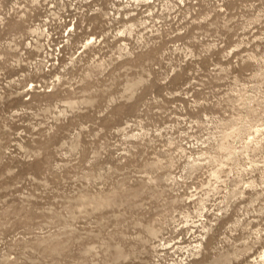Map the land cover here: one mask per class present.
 <instances>
[{
	"label": "clouds",
	"instance_id": "9594fccd",
	"mask_svg": "<svg viewBox=\"0 0 264 264\" xmlns=\"http://www.w3.org/2000/svg\"><path fill=\"white\" fill-rule=\"evenodd\" d=\"M119 2L124 19L111 15L100 39L67 37L66 63L36 60L9 82L19 103L0 87V119L34 130L27 156L45 170L25 182L52 209L31 232H0V264H250L264 220L224 237L199 213L191 235L176 228L223 146L264 152V0ZM20 6H0V27ZM102 55L111 71L89 77ZM195 153L207 167L193 168Z\"/></svg>",
	"mask_w": 264,
	"mask_h": 264
},
{
	"label": "rangeland",
	"instance_id": "374dc122",
	"mask_svg": "<svg viewBox=\"0 0 264 264\" xmlns=\"http://www.w3.org/2000/svg\"><path fill=\"white\" fill-rule=\"evenodd\" d=\"M15 2L16 0H0V6L7 11ZM94 2L86 6L85 4L88 3L86 0H47L42 8L33 10L30 5L20 0L21 6L6 19L29 18L25 22L26 26L39 23L41 27L40 24L43 22V29L48 30L50 35L47 37L40 35L38 31H30L28 27H24L23 33L11 32L6 28L7 25H5L6 29L0 27V55L5 57L4 60H0V87L6 89L11 101L19 103L23 93L17 85L9 87V82L24 72L35 71V67L29 68L34 61H47L51 70L66 63L64 53L67 45L64 44V40L67 37L65 35L67 31H73V29L70 26L65 28V23L70 17L72 18L76 13L77 15L85 13V19H88L92 13L105 10L109 12V17H106L107 22L111 15L120 16L117 20L124 19L125 13L112 11L113 0H95ZM115 6L117 9L121 8L119 0H115ZM193 7L199 10L198 5ZM106 19L101 21L100 18L97 19L99 21L90 19L96 21L95 23L89 20L84 21L85 26L78 28L80 31L74 35L71 41L72 46L82 42V37L85 35H93L96 39H100V36L96 34L103 35V31L107 30ZM49 25L52 26L49 27ZM14 37H21V39L15 41ZM58 47L63 50L59 52ZM89 68L87 75L91 78L99 75L102 79L111 71L103 55L98 62L90 63ZM70 71L75 73V76H70L69 79L74 80L79 72L74 66ZM33 131L26 120L17 121L12 118L11 122H4L0 119V176H3L10 167L16 169L14 176H5L0 180V232L5 237L13 230L21 233L31 232L50 220L48 215L52 211L48 207L50 201L40 200L38 191L34 193L30 182H25L28 173L40 175L45 170L42 162L34 163L27 156L32 151L30 145L34 142L31 136ZM227 134L231 135L230 132ZM248 139L251 141L252 138ZM261 147L264 148V145ZM202 155L207 156L208 153H195V160L189 157V160L193 161V168L207 167L206 163L202 164L199 160ZM221 155L226 156V159L218 163L215 168L209 169L205 183L202 185L203 196L189 195L187 202L190 207L186 213H180L183 224H177L178 234L183 232L187 237L191 235V229H199L197 213L205 222L211 221L214 229H220L221 237L230 231L238 233L241 230H247L248 227L261 226V221L264 220V152L249 149L241 153L238 148L226 146ZM224 173H227V176ZM197 200L200 202L199 205L191 207ZM9 222H11V228L7 227ZM185 237L178 236L181 242H184ZM165 244L171 245V241L161 242V251H167ZM261 254L255 251L250 253V264H264L260 258Z\"/></svg>",
	"mask_w": 264,
	"mask_h": 264
},
{
	"label": "bare ground",
	"instance_id": "6f19581e",
	"mask_svg": "<svg viewBox=\"0 0 264 264\" xmlns=\"http://www.w3.org/2000/svg\"><path fill=\"white\" fill-rule=\"evenodd\" d=\"M95 0H86V2H88V3H86L85 5L86 6H90V5H92V3H95L94 2ZM104 13H107L105 10H101V11H97V12H95V13H92L91 14V16H88L89 18L88 19H85L86 18V15H85V13H79V15H77V13H76V15L75 16H73L72 18L70 17V19L68 20V22L67 23H65L66 25H65V28L66 27H68V26H70V27H72L71 29H73V31H67L66 32V37H72V39H74V35L78 32V31H80V30H78V28H80V27H84L85 25H83V24H85L84 23V21H86V20H89V21H92V20H90V19H93V20H95L96 19V21H99V20H97L98 18H100V21L102 20V19H106V17H109L108 16V13H107V15H104ZM117 17H120V16H117ZM29 19V18H28ZM27 18H23V17H20L19 19H13V18H9V19H6V22L4 23V25H3V27H4V29H10L11 30V32L12 31H15V33H23V31L25 30V28L24 27H28V29H30V31H33V32H36V31H38V33L40 34V35H45L46 37L48 36V35H50V34H48V30H44L42 27H40L38 24L36 25H34V24H30L31 25V27H34V28H30L29 27V25L28 26H26L25 25V22L28 20ZM109 19V18H108ZM88 21V22H89ZM95 21V22H96ZM93 23H95L94 21H92ZM106 22H107V19H106ZM89 24V23H88ZM5 25H7V27L5 28ZM33 25V26H32ZM41 25V24H40ZM44 25V24H43ZM90 26V25H89ZM27 29V30H28ZM70 29V30H71ZM2 30H3V28H2ZM46 31V32H45ZM14 33V32H13ZM76 39V38H75ZM76 41V40H75ZM63 42V41H62ZM63 46V45H62ZM67 47V46H66ZM86 47V46H85ZM59 48V47H58ZM59 50V52L60 51H62L60 48L58 49ZM226 146H223V148H225ZM193 202H195V201H193ZM260 258H261V260H262V262H264V253H262L261 255H260Z\"/></svg>",
	"mask_w": 264,
	"mask_h": 264
}]
</instances>
